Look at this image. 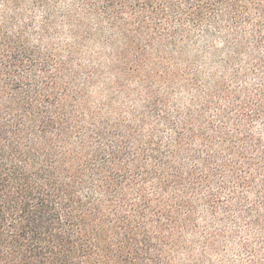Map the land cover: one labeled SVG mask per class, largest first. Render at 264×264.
I'll return each mask as SVG.
<instances>
[{
  "label": "trees",
  "instance_id": "1",
  "mask_svg": "<svg viewBox=\"0 0 264 264\" xmlns=\"http://www.w3.org/2000/svg\"><path fill=\"white\" fill-rule=\"evenodd\" d=\"M0 264H264V0H0Z\"/></svg>",
  "mask_w": 264,
  "mask_h": 264
},
{
  "label": "rangeland",
  "instance_id": "2",
  "mask_svg": "<svg viewBox=\"0 0 264 264\" xmlns=\"http://www.w3.org/2000/svg\"><path fill=\"white\" fill-rule=\"evenodd\" d=\"M108 78L110 79L109 75H108ZM108 78H107V73H104V77H103V79H106L107 81H109Z\"/></svg>",
  "mask_w": 264,
  "mask_h": 264
}]
</instances>
